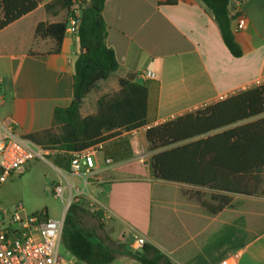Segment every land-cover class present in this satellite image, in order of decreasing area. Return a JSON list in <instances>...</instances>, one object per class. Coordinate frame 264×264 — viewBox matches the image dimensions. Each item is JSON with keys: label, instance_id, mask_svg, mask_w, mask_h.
I'll return each mask as SVG.
<instances>
[{"label": "crops", "instance_id": "obj_1", "mask_svg": "<svg viewBox=\"0 0 264 264\" xmlns=\"http://www.w3.org/2000/svg\"><path fill=\"white\" fill-rule=\"evenodd\" d=\"M53 1L42 0L35 10L0 31V123L11 117L24 137L51 129L55 109L75 101V62L81 53L78 35L67 33L59 51L54 40L36 37L40 23L69 20L67 10H46ZM229 12L235 39L243 50L241 58L231 55L212 11L202 0L105 3L107 45L115 51L119 69L83 100L81 116L94 115L98 101L117 93L121 78L134 75L150 90L148 124L91 149L95 169L90 178L57 166L55 160L64 152L48 151L42 161L55 172L58 180L53 183L63 186L70 203L74 199L79 208L89 205L94 216L89 233L119 252L113 264H141L127 255L129 250L143 254V248L133 249V222L138 236L173 264L224 260L264 264V196L233 195L232 203L213 215L184 194L205 190L156 180L150 169L149 128L223 101L264 77V0H229ZM241 17L246 26L239 31ZM146 72L155 73L156 78L145 79ZM36 160L40 159L31 160L27 170ZM93 199L104 201L105 210L96 213ZM69 256L63 259L82 264Z\"/></svg>", "mask_w": 264, "mask_h": 264}, {"label": "trees", "instance_id": "obj_2", "mask_svg": "<svg viewBox=\"0 0 264 264\" xmlns=\"http://www.w3.org/2000/svg\"><path fill=\"white\" fill-rule=\"evenodd\" d=\"M202 1L212 11L231 55L241 58L243 50L232 30L229 0ZM41 2L0 0V31L35 10ZM106 2L54 0L46 10L49 13L67 10L69 20L40 23L36 28V37L54 40L59 51L70 20L76 18L78 22L81 53L75 62L74 95L79 101H73L66 108H56L51 129L25 136L47 151L64 152L55 160L64 170L71 169V153L97 149L122 132L139 130L148 124L150 90L134 75L121 78L119 91L103 96L94 115L81 116L83 100L119 69L115 51L107 45L108 28L103 17ZM77 3L78 8L74 9ZM252 119L255 120L235 126ZM147 140L153 153L150 169L154 179L205 190H186L184 194L199 202L210 214L216 215L229 206L233 195L264 196L261 189L264 182V85L151 127L147 130ZM78 209L72 202L65 217L63 245L82 264H113L119 252L91 239L72 213ZM142 251L140 256L132 250L127 255L141 264H173L150 244L146 243Z\"/></svg>", "mask_w": 264, "mask_h": 264}, {"label": "built area", "instance_id": "obj_3", "mask_svg": "<svg viewBox=\"0 0 264 264\" xmlns=\"http://www.w3.org/2000/svg\"><path fill=\"white\" fill-rule=\"evenodd\" d=\"M79 12L76 11V17ZM77 19H71L66 34H77ZM246 20L239 18L237 30H243ZM143 77L154 80L156 74L146 72ZM264 77L257 79L255 86H263ZM2 99L0 98V104ZM18 123L11 117L0 123V189L8 179L23 175L31 160H45L48 151L17 132ZM72 174H88L95 169L94 150L71 153ZM107 164L112 160L108 159ZM56 197L63 198L62 185L54 187ZM70 203V202H69ZM96 212L105 210L103 203L97 199L91 201ZM65 217L55 220L47 212L29 214L22 203L15 204L11 210L0 206V264H70L60 255ZM146 240L134 235L133 249L140 250ZM219 264H235L224 260Z\"/></svg>", "mask_w": 264, "mask_h": 264}, {"label": "rangeland", "instance_id": "obj_4", "mask_svg": "<svg viewBox=\"0 0 264 264\" xmlns=\"http://www.w3.org/2000/svg\"><path fill=\"white\" fill-rule=\"evenodd\" d=\"M57 180L55 172L46 162L36 160L34 166L28 169L25 174L13 177L1 188L0 206L8 210L15 204L22 203L29 214L44 211L48 213L50 218L62 220L67 215L71 203L75 200L71 199V203H69L66 191L63 198L55 196L54 187L57 185L53 182ZM139 186L143 188L145 185L141 184ZM80 188H84L82 180ZM261 189H264V182ZM84 205L72 213L77 218L80 226L91 232L94 216L89 205L85 203ZM134 227L135 223L133 222V225L130 227L132 228L131 233L138 235L136 230L133 229ZM90 235L94 242L98 241L96 235ZM60 255L62 258L71 259L63 244L60 247Z\"/></svg>", "mask_w": 264, "mask_h": 264}, {"label": "water", "instance_id": "obj_5", "mask_svg": "<svg viewBox=\"0 0 264 264\" xmlns=\"http://www.w3.org/2000/svg\"><path fill=\"white\" fill-rule=\"evenodd\" d=\"M75 101L78 102L79 99H75ZM136 254L140 256V255H142V252H137Z\"/></svg>", "mask_w": 264, "mask_h": 264}]
</instances>
